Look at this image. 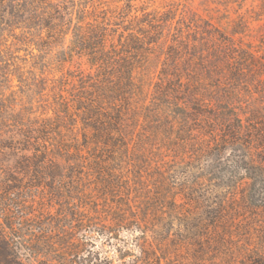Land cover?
<instances>
[{
  "label": "rangeland",
  "instance_id": "374dc122",
  "mask_svg": "<svg viewBox=\"0 0 264 264\" xmlns=\"http://www.w3.org/2000/svg\"><path fill=\"white\" fill-rule=\"evenodd\" d=\"M137 5L141 7L142 2ZM143 6L174 19V24L166 27L168 43L155 51L157 56L141 72L144 91L136 100L139 106L133 117L137 121L129 133L131 155L121 158L125 162L121 167L126 168L123 176L129 177L135 188L128 197L121 193L114 203L97 195L85 164L90 150L81 153L80 145L73 143L70 125L63 129L68 150L74 153L70 156L53 155L63 147V139L54 132L47 135L48 150L32 138L38 128L53 123L60 89L56 80L62 79L58 67L46 55L40 56L36 47L27 44L17 53L11 49L14 39L8 33L0 38V242L12 247L9 251L0 247L3 264H141L139 245L153 258L148 264H232L230 258L216 253L196 262L192 245L180 241L187 239L178 232L185 226L208 225L202 221L203 205L188 201L171 188L173 202L165 208L154 203L164 184L176 188L185 180L196 183L198 177L207 181L196 190L197 197L206 200L204 206L227 211L218 226H256L246 242L249 247L260 244L264 253V212H257L256 217L254 212L241 211L232 200L234 190L219 187L223 184L220 173L212 169H223L215 158L219 149L226 157L231 152L226 146L215 148L219 121L230 115L250 121L256 115L258 120L250 122V129L255 127L264 134V0H144ZM34 33L36 40L45 35L41 29ZM17 34L28 36L22 31ZM173 39L180 42L175 63L165 57ZM159 88L174 90L170 91L173 100L163 96L158 101ZM170 102H178L189 117L192 103H200L212 115L221 112L188 123L181 120L185 115L174 114L170 121L183 126L168 129L169 121L160 128L151 118L154 109H161L167 119L174 113L168 109ZM77 132L82 139L78 130L75 136ZM49 149L50 155H37ZM191 152L212 157L199 162L187 155ZM255 155L264 158V151ZM136 160H141L144 173L137 175ZM139 179L148 189L146 196L136 194ZM244 187L245 183L239 188ZM142 228L151 230L144 240ZM152 230L167 232L170 237L161 238Z\"/></svg>",
  "mask_w": 264,
  "mask_h": 264
},
{
  "label": "trees",
  "instance_id": "16d2710c",
  "mask_svg": "<svg viewBox=\"0 0 264 264\" xmlns=\"http://www.w3.org/2000/svg\"><path fill=\"white\" fill-rule=\"evenodd\" d=\"M141 2L142 6L138 7L137 3ZM121 3L124 4L120 5ZM143 3L144 0H113L111 2L105 0H0V38L8 33L14 39L11 49H16L17 53L22 52L23 46L27 44L36 47L40 56L49 57V61L56 68L58 67L62 75L61 80H56L60 84V89L55 97L53 123L38 128L35 131L36 136L32 137L33 140L37 141L39 146L44 145V148L48 150L50 144L46 145L47 135H52L51 133L54 132L63 139L61 143L63 147L59 148V151L56 149L53 155L68 154L70 156L73 152L68 150L70 147L66 145L63 137V129L70 125V131L74 136L73 143L80 145L81 153L84 149L90 150L86 163L84 162L87 165L85 167L88 170V179L94 180L97 195L106 202L113 200L114 203L121 193L128 197L130 190L135 188L131 179L123 176L126 168L121 167L125 164V162L122 163L121 158L129 159L131 155L129 140H132L130 139L132 136L129 133L135 129L132 126L133 122L137 121L133 117L139 106L136 100L144 91L140 75L142 71H146L152 57L157 56L155 51L168 43L165 39L166 27L170 25L169 28H171L174 24V19L168 20L163 17L164 14L160 16L155 10L148 11ZM35 29H41L45 35H38L36 40L35 33L32 34ZM18 31L25 32L28 36L24 38L17 34ZM179 44L178 40L173 39V43L168 45L166 60L178 62L179 51L176 49H179ZM172 76L177 78V75ZM170 91L174 90L159 88L157 100L161 101L160 98L163 96L170 100L172 98ZM169 104L168 109L172 108L174 113L168 114L167 119H163L161 109H154L151 118H154V123L160 128L161 125L169 123L174 114L185 115L187 118L181 120L183 123H188V121H199V118H205L208 115L214 118L221 112L215 111L216 113L212 115L204 111L205 106L192 103V112L189 117L185 111L183 112V107L178 102ZM146 110H149V106ZM253 116V120L250 119V121L234 115L225 117L222 123L219 121L220 134L215 135L218 138L214 139L215 148L226 146L231 152L227 158L225 152L219 149L215 153V158L220 160L223 169L219 167L212 169L220 173L223 184L219 187L234 190L232 193L236 197L232 200L241 207V211L245 209L248 213L254 212L253 215L258 217L257 212H264V158L255 154L258 152L262 154L264 151V134L255 127L250 129V122L255 123L258 120L256 115ZM79 120L82 124L80 129L78 128ZM178 124L183 126L181 122L170 121L168 129L176 128ZM76 130L80 131L82 139L78 135L79 132L75 136ZM249 133H255V135L249 136ZM177 139L185 142L184 139ZM50 152L52 151L49 149V152L45 151L37 155L48 156ZM187 155H193L199 162L204 158L209 160L212 157L203 152L197 155L191 152ZM140 162L141 160H136L134 164L132 163L137 175L144 173V167L139 166ZM203 168L201 169L204 172ZM205 182L207 181L203 177H198L196 183L185 180L183 184H177L176 188L166 183L164 187H161L162 192L154 199L156 201L154 203H157V208L158 206L165 208V204L169 201L173 202L174 191H176L181 192L188 201L203 205L201 206L202 221L205 220L210 224L189 225L178 231L179 236L187 237L180 241L192 245L196 262L206 261L205 257L216 253L230 258L232 264H264L262 246L253 244L249 247L250 244L246 242V237L256 226H218V223L225 221L223 214H227V211L220 209L211 211L210 207L204 206L203 202L206 200L197 197L196 190L206 185ZM243 183L245 187L240 189ZM137 188L136 194L146 196L148 189L143 183L140 182ZM170 188L174 191L171 192ZM133 194L135 193L133 192L131 197ZM170 211L176 213L177 210L170 209ZM231 212L236 217L237 211ZM139 230L141 239L148 237L151 232V230L146 231L145 228ZM152 232L161 238L165 235L169 236L167 232L153 230ZM0 244L4 246H0L2 250L4 248L9 251L12 248L5 242ZM138 247L143 258L141 264H148L150 260H153L152 257H148L142 245ZM10 262L17 264L15 261ZM0 264H3V261H0Z\"/></svg>",
  "mask_w": 264,
  "mask_h": 264
}]
</instances>
